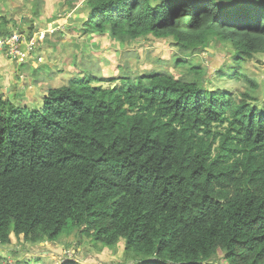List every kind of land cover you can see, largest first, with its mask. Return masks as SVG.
Wrapping results in <instances>:
<instances>
[{"label": "trees", "instance_id": "16d2710c", "mask_svg": "<svg viewBox=\"0 0 264 264\" xmlns=\"http://www.w3.org/2000/svg\"><path fill=\"white\" fill-rule=\"evenodd\" d=\"M27 1L42 10L44 0ZM86 5L87 36L172 38L175 68L216 42L233 52L232 74L264 54V0ZM195 66L193 79L127 66L85 75L49 90L40 109L0 85V246L76 230L108 247L124 239L134 264H211L219 252L227 264H264V109L254 95L211 90Z\"/></svg>", "mask_w": 264, "mask_h": 264}, {"label": "rangeland", "instance_id": "374dc122", "mask_svg": "<svg viewBox=\"0 0 264 264\" xmlns=\"http://www.w3.org/2000/svg\"><path fill=\"white\" fill-rule=\"evenodd\" d=\"M73 3L71 8L68 0H44L42 10L37 13L27 0H0V32L24 31V35H34L36 40L35 50L24 64L6 56L7 50L0 47L3 60L0 69L3 73L5 70L0 85L4 83L3 88H9L4 96L17 105L40 109L49 90L67 86L85 75L108 79L117 77L127 66L141 74L159 69L173 77L188 73V78L193 79L191 75L197 65L206 72L204 83L211 90L240 98L245 94L254 95L255 100L250 102L264 109V54L257 53L242 64L238 73L232 74L233 63L229 56L233 52L225 43L216 42L204 53H194L190 63L175 68L174 55L178 47L172 38L149 37L122 43L106 33L87 36L82 30L88 15L86 0ZM3 18L8 23H4ZM54 28L56 30H52ZM102 83L109 85L110 82ZM256 84L259 87L256 88ZM31 86L36 103L23 100L21 95H27ZM68 232H63L57 242L43 244H32L23 236L11 235L12 243L0 246V264H64L66 260L65 264L70 261L77 264L135 263L136 259L125 253L124 239L115 247H108L92 238L80 237L76 230ZM211 264H227L222 252Z\"/></svg>", "mask_w": 264, "mask_h": 264}, {"label": "built area", "instance_id": "2783aa9c", "mask_svg": "<svg viewBox=\"0 0 264 264\" xmlns=\"http://www.w3.org/2000/svg\"><path fill=\"white\" fill-rule=\"evenodd\" d=\"M34 41L35 37L28 40L27 36L19 31H14L8 35H0V47H4L7 50L6 56L16 62H25L31 51L34 50Z\"/></svg>", "mask_w": 264, "mask_h": 264}, {"label": "crops", "instance_id": "0c3cea01", "mask_svg": "<svg viewBox=\"0 0 264 264\" xmlns=\"http://www.w3.org/2000/svg\"><path fill=\"white\" fill-rule=\"evenodd\" d=\"M67 27V26H66ZM52 30H56L55 28L54 29H52ZM90 36H92V35H90ZM46 37V36H45ZM47 40V38L44 40V41H46ZM43 41V42H44ZM2 55L0 54V67H2L3 66V64H2ZM3 74H5V70H4V73L2 72V69H0V80L4 77V75ZM11 78H13V77H11ZM3 86H4V83H1ZM2 86V87H3ZM5 90H6V93L9 91V88L8 87H6L5 88ZM27 91V90H26ZM10 92H14V91H12V90H10ZM22 95V97H23V100H26V101H28L29 103H36V102H34L35 101V94H34V87L33 86H31L30 87V90L29 91H27V95H25V96H23L24 94H21ZM26 96H27V99H26ZM43 103V102H42ZM41 244H43V243H41Z\"/></svg>", "mask_w": 264, "mask_h": 264}]
</instances>
